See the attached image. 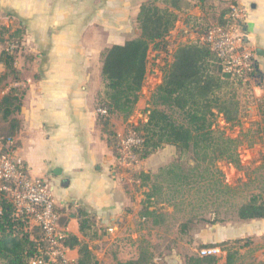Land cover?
I'll list each match as a JSON object with an SVG mask.
<instances>
[{"label": "crops", "instance_id": "0c3cea01", "mask_svg": "<svg viewBox=\"0 0 264 264\" xmlns=\"http://www.w3.org/2000/svg\"><path fill=\"white\" fill-rule=\"evenodd\" d=\"M146 1L0 0V74L5 76L0 98L11 87L23 93L20 110L12 115L18 122L14 152L30 177L41 178L49 186L59 213V229L85 241L98 264L138 256L132 233L141 201L135 186H141L132 176L139 171L154 172L150 161L160 150L135 164L118 160L96 112L102 52L140 35L136 18ZM185 1L191 7L184 12L157 3L178 16L166 40L172 36L202 40L201 26L215 25L214 17L235 4L244 14L239 21L245 26V30L241 27L243 45L253 51L254 66L264 74V55L255 52L256 48L264 50V0ZM12 44L16 47L10 48ZM166 49L172 58L175 49L171 45ZM6 55L12 60L7 62ZM253 74L255 69L248 81L255 99L263 104L264 76L254 81ZM238 88L239 93L243 86ZM80 209L92 220L94 239L79 231ZM246 238L254 246V260L264 263V218L224 221L219 227L214 225L202 242ZM221 255L214 264H225V252ZM66 256L76 261L77 249L67 247ZM183 259L165 257L161 264H184ZM152 264H157L155 259Z\"/></svg>", "mask_w": 264, "mask_h": 264}, {"label": "trees", "instance_id": "16d2710c", "mask_svg": "<svg viewBox=\"0 0 264 264\" xmlns=\"http://www.w3.org/2000/svg\"><path fill=\"white\" fill-rule=\"evenodd\" d=\"M157 3H163L179 12L191 7L185 0L143 2L136 18L140 35L123 44L111 45L101 55L102 87L97 94L96 107L105 108L106 114H98L97 120L102 133L106 135L108 146L118 160H121L122 154L118 137L109 128L110 116L117 115L126 119L134 111L145 79L148 49L150 45L155 50L162 44V47L166 46V37L178 17L173 10L160 8ZM230 12L227 8L215 16V25H202L200 31L204 33L203 39L178 45L171 62L163 67L161 82L152 94L153 107L147 109V120L130 128L142 138L139 145L131 148L136 161L151 156L164 145H170L175 147L178 156L191 153L190 159L194 164L189 166V172L200 168L202 164L212 165L219 158H226L239 167L235 152L237 140L224 137L222 132H214L212 125L216 114H221L227 123L238 121L241 104L237 90L242 82H234L231 75L223 69L222 58L206 40L211 28H229L233 23ZM5 58L7 62L12 60L11 55H6ZM4 79L5 76L0 74V84ZM22 95L20 89L11 87L0 98V118L8 122V131L2 136L3 139L13 137L18 128V122L12 115L20 110ZM175 112L181 116L179 121L173 116ZM13 147L15 148V143ZM204 171H208V166ZM163 174H169L166 180L168 189L189 183V176L181 170L179 163L160 168L155 175L139 171L132 176L140 186L150 183L149 189L143 193L144 199L138 216L151 219L154 225L163 221V214L150 209L153 198L164 187L157 182L163 179ZM235 207L238 219L264 218V198L259 193L250 195ZM77 220L80 233L94 239L96 233L89 215L80 209ZM60 241L66 248L77 249L78 257L74 264H98L85 241L66 232H62ZM240 242L242 241L238 239L220 244L219 247L225 252V264H235L236 256L240 254L234 245ZM44 247L41 229L32 224L29 218L17 217L13 202L0 190V261L3 264H28ZM216 260L214 256L191 254L185 257L184 264H214ZM115 264H152V256L145 248H140L136 259L117 261Z\"/></svg>", "mask_w": 264, "mask_h": 264}, {"label": "rangeland", "instance_id": "374dc122", "mask_svg": "<svg viewBox=\"0 0 264 264\" xmlns=\"http://www.w3.org/2000/svg\"><path fill=\"white\" fill-rule=\"evenodd\" d=\"M178 37H170L169 40H165L164 45H171L174 50L178 45L199 40L198 36L195 39ZM162 46L163 44L157 50L153 49L152 45L149 48L145 79L134 111L126 119L117 115L110 116L109 128L117 136L125 135L132 131L130 130L132 126L147 120V109L153 107L152 94L161 82L162 69L172 60L166 46ZM235 81L238 80L234 79ZM241 85L243 88L237 92L241 102L238 121L233 124L227 123L221 114H216L212 125L214 132H222L224 137L237 140L235 152L239 159V167L226 158H219L214 160L212 165L202 164L200 168L189 172V166L194 164L190 159L191 153L178 156L175 147L170 145L161 147L150 161V166L156 168L154 172L149 171L151 175L157 174L160 168L179 163L181 170L188 174L189 183L168 189L166 180L169 174H163V179L157 180L164 187L161 193L153 198L150 209L163 214V221L158 225L152 224L151 219L143 220L138 216L141 201L144 199L143 193L149 189L150 183L140 188L135 186V192L141 201L136 214L138 217L133 219L135 232L132 233L135 237L133 247H138V251L145 248L151 254L152 261L155 259L157 264H161L165 257L181 256L185 260L187 255H198L205 247L212 245L221 247L222 242L213 244L203 243L202 240L206 239L214 225L219 227L224 221L237 219L235 212L237 204L252 194H264V103L257 102L249 81ZM250 112L252 116L249 115ZM173 116L178 121L181 119L178 112L173 113ZM7 131L8 123L0 118V137L6 135ZM242 156L244 158H240ZM135 163L137 161L133 162ZM206 166L208 171H204ZM246 242H249L248 238L234 245L240 254L236 256L235 264H264L254 260L252 256L254 246ZM126 243L130 246V242ZM239 245L242 247L239 248ZM222 257L221 255L219 260ZM0 264L3 263L0 261ZM100 264H111V261H102Z\"/></svg>", "mask_w": 264, "mask_h": 264}, {"label": "built area", "instance_id": "2783aa9c", "mask_svg": "<svg viewBox=\"0 0 264 264\" xmlns=\"http://www.w3.org/2000/svg\"><path fill=\"white\" fill-rule=\"evenodd\" d=\"M233 23L228 29L211 28L206 40L211 48L222 58L223 69L235 80L242 83L250 79L254 70V53L243 45L244 36L239 21L244 17L242 9L237 5L230 6ZM12 44L10 48H15ZM99 115H105V108H97ZM118 145L122 154L121 160L126 163L135 162L131 148L139 145L142 138L134 131L123 136L118 135ZM13 137L0 138V190L13 202L17 217L29 218L32 224L42 231L45 247L31 258L28 264H74L66 256V247L60 241L62 231L58 226L59 213L49 186L41 178L30 177L23 166V161L15 154ZM219 246H209L200 250L201 256H220Z\"/></svg>", "mask_w": 264, "mask_h": 264}, {"label": "water", "instance_id": "95a60500", "mask_svg": "<svg viewBox=\"0 0 264 264\" xmlns=\"http://www.w3.org/2000/svg\"><path fill=\"white\" fill-rule=\"evenodd\" d=\"M241 27L243 28V30H245V26L244 25H241ZM255 52L257 54H260V55H264V50L261 49V48H256L255 49ZM254 69H255V74L252 75V79L255 81L256 79H262L264 74L262 73V71L259 69V67L257 65L254 66Z\"/></svg>", "mask_w": 264, "mask_h": 264}]
</instances>
